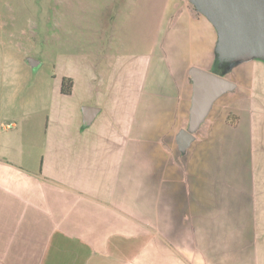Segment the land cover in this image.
<instances>
[{"label": "crops", "instance_id": "crops-1", "mask_svg": "<svg viewBox=\"0 0 264 264\" xmlns=\"http://www.w3.org/2000/svg\"><path fill=\"white\" fill-rule=\"evenodd\" d=\"M190 3L167 0L149 52L114 21L41 98L0 87V264H264V60L226 73L236 88L181 151L189 69L220 67ZM85 105L99 107L91 123Z\"/></svg>", "mask_w": 264, "mask_h": 264}, {"label": "rangeland", "instance_id": "rangeland-1", "mask_svg": "<svg viewBox=\"0 0 264 264\" xmlns=\"http://www.w3.org/2000/svg\"><path fill=\"white\" fill-rule=\"evenodd\" d=\"M130 1L0 0V87L5 94L14 90L21 98H41L54 86L64 61L78 54L79 48H92L84 37L100 32L105 36H99L98 43H106L114 21L119 22L117 29L131 33L133 46L139 45L141 50L149 52L160 31L157 21L167 15V0H137V6L141 2L138 7ZM185 1L190 3V0ZM213 27L216 37L212 35L210 40L211 50L215 52L219 34ZM193 32L194 41L199 46L202 38L199 33L203 31L199 27ZM208 39L206 35V46ZM183 42L181 36L170 35L164 43L173 47L171 51L174 43L175 48L182 51L185 47ZM29 57L39 64L28 66ZM213 67L215 71L223 72L222 67L217 68L216 64Z\"/></svg>", "mask_w": 264, "mask_h": 264}, {"label": "water", "instance_id": "water-1", "mask_svg": "<svg viewBox=\"0 0 264 264\" xmlns=\"http://www.w3.org/2000/svg\"><path fill=\"white\" fill-rule=\"evenodd\" d=\"M205 14L219 34L216 59L223 72L193 65L189 75L193 85L189 123L177 134L181 151H186L205 122L215 102L233 91L237 83L224 76L238 64L255 58L264 60V0H191ZM32 66L39 62L33 57ZM99 107L83 106L84 122L91 123Z\"/></svg>", "mask_w": 264, "mask_h": 264}, {"label": "trees", "instance_id": "trees-1", "mask_svg": "<svg viewBox=\"0 0 264 264\" xmlns=\"http://www.w3.org/2000/svg\"><path fill=\"white\" fill-rule=\"evenodd\" d=\"M214 72H218V71H214ZM72 87H73V79L70 77H64L62 84V92L65 94H70L72 91Z\"/></svg>", "mask_w": 264, "mask_h": 264}]
</instances>
